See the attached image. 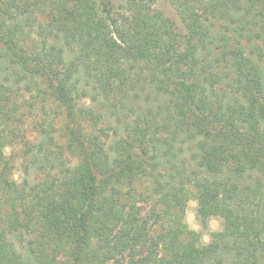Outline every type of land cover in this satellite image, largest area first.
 Returning a JSON list of instances; mask_svg holds the SVG:
<instances>
[{
	"label": "trees",
	"instance_id": "trees-1",
	"mask_svg": "<svg viewBox=\"0 0 264 264\" xmlns=\"http://www.w3.org/2000/svg\"><path fill=\"white\" fill-rule=\"evenodd\" d=\"M117 1L0 0V264H264V0Z\"/></svg>",
	"mask_w": 264,
	"mask_h": 264
},
{
	"label": "rangeland",
	"instance_id": "rangeland-1",
	"mask_svg": "<svg viewBox=\"0 0 264 264\" xmlns=\"http://www.w3.org/2000/svg\"><path fill=\"white\" fill-rule=\"evenodd\" d=\"M116 5H118L117 0H113ZM164 5H167L169 8V14L172 17H175L174 19L177 20V16L175 15V11L171 8V5L164 2L162 4V7H165ZM187 11L190 15L196 16V17H202L203 15V9L204 4L200 0H190L187 4ZM28 127H30V121H28L27 124ZM29 136H32L33 134L29 131L27 132ZM6 155L10 158V160L13 161L15 168L12 172L13 179L20 181L22 178V154H21V145L17 144L11 147H8L5 149ZM186 199V198H185ZM184 199V200H185ZM144 210L147 209L146 205H143ZM204 210L209 211L210 210V204L209 202H202L200 200H190L187 203V212H186V223L189 226L190 229L195 230L196 232L200 233L202 235V243H209L211 239L212 233H216L222 230L223 228V222L220 218L211 216L207 220V227H204L199 220V211Z\"/></svg>",
	"mask_w": 264,
	"mask_h": 264
}]
</instances>
